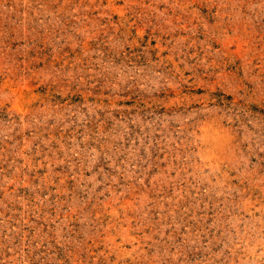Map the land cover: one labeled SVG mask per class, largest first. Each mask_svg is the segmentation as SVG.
Here are the masks:
<instances>
[{
	"label": "rangeland",
	"instance_id": "rangeland-1",
	"mask_svg": "<svg viewBox=\"0 0 264 264\" xmlns=\"http://www.w3.org/2000/svg\"><path fill=\"white\" fill-rule=\"evenodd\" d=\"M0 264H264V0H0Z\"/></svg>",
	"mask_w": 264,
	"mask_h": 264
}]
</instances>
